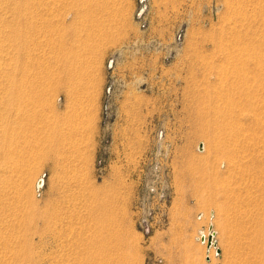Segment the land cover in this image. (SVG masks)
<instances>
[{"label":"rangeland","instance_id":"obj_1","mask_svg":"<svg viewBox=\"0 0 264 264\" xmlns=\"http://www.w3.org/2000/svg\"><path fill=\"white\" fill-rule=\"evenodd\" d=\"M87 256L264 264V0H0V264Z\"/></svg>","mask_w":264,"mask_h":264},{"label":"built area","instance_id":"obj_2","mask_svg":"<svg viewBox=\"0 0 264 264\" xmlns=\"http://www.w3.org/2000/svg\"><path fill=\"white\" fill-rule=\"evenodd\" d=\"M150 191L154 193L151 198L152 200L150 201L149 204L150 206L148 207V210L139 218V222H138L143 232H150L155 228L156 224L159 222V219L162 216L163 208L166 205V194L163 192V189L159 190L158 192L154 187H151ZM210 229L211 231L214 230L212 225ZM207 230H202L199 234L198 239L202 243L207 241L205 245H207V247L210 248L214 243L213 241L215 239L216 232L212 231L211 233L206 234ZM211 249L208 250L212 251ZM215 250H217V253H219L218 247Z\"/></svg>","mask_w":264,"mask_h":264},{"label":"bare ground","instance_id":"obj_3","mask_svg":"<svg viewBox=\"0 0 264 264\" xmlns=\"http://www.w3.org/2000/svg\"><path fill=\"white\" fill-rule=\"evenodd\" d=\"M202 148H203V146L200 147V149H202ZM39 186H41V183H39ZM212 231L210 229L209 233H211ZM212 246L213 247L215 246V242L213 243ZM87 257H88V261L85 262V263H83V262H77L76 259H67L66 264H105L107 262L106 261V256H87Z\"/></svg>","mask_w":264,"mask_h":264},{"label":"water","instance_id":"obj_4","mask_svg":"<svg viewBox=\"0 0 264 264\" xmlns=\"http://www.w3.org/2000/svg\"><path fill=\"white\" fill-rule=\"evenodd\" d=\"M200 147H202V144H201V146ZM210 241H211V238H210Z\"/></svg>","mask_w":264,"mask_h":264}]
</instances>
